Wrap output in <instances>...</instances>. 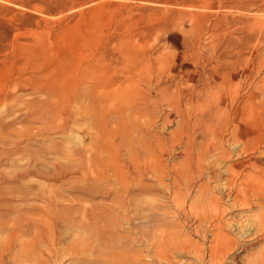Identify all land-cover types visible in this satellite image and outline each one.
Instances as JSON below:
<instances>
[{"label": "rangeland", "instance_id": "obj_1", "mask_svg": "<svg viewBox=\"0 0 264 264\" xmlns=\"http://www.w3.org/2000/svg\"><path fill=\"white\" fill-rule=\"evenodd\" d=\"M136 56L149 61L143 66L150 67L149 114L132 105L139 88L121 73ZM113 74L122 83L105 84ZM236 92L241 99L256 95V101L247 99L250 105L264 104V0H0V264H133L134 250L143 264H158L143 233L163 219L187 235L194 220L184 226L174 214L148 215L142 202L135 205L116 186L100 182L110 157L103 153L104 138H112L107 144L113 143L109 151L118 152L120 166L127 168L131 158L117 148L120 134L103 133L118 124L127 138L150 129L165 143L162 154L151 140L168 170L184 172L181 183L189 177L217 189L210 158L200 178L191 170L212 143L214 97L230 102ZM259 116L263 125L264 109ZM164 196L155 187L149 201ZM258 212L252 208L247 215ZM224 232L247 244L234 229ZM259 248L249 245L238 264L255 262Z\"/></svg>", "mask_w": 264, "mask_h": 264}, {"label": "bare ground", "instance_id": "obj_2", "mask_svg": "<svg viewBox=\"0 0 264 264\" xmlns=\"http://www.w3.org/2000/svg\"><path fill=\"white\" fill-rule=\"evenodd\" d=\"M131 58L132 57H130V59ZM146 61L147 60L145 56H142L141 58L136 56L135 58L133 57L132 60H128L127 63L124 62L126 66L124 69H121V73L123 75L127 74L128 80L130 82H134L135 86L137 85L138 87H136L139 88V93H134L135 91L133 90L134 95L131 97L133 102H131L132 105H134L133 103L140 105L138 107L136 106L140 114H149L152 111L151 108L153 107H150L151 100L149 96V86L151 83L146 76L148 75L147 73H149L150 67L143 69V66H145L144 63H146ZM114 72L116 74V71ZM120 79L122 78L120 77ZM120 79L113 74L111 79L107 80L105 84L115 85L117 83L119 84L120 82L122 83ZM223 79L225 80V78ZM98 86L100 87L101 85ZM90 87H92V85L88 86L89 91L94 89H90ZM126 90L127 93L130 91L128 89ZM214 95L216 96V94ZM231 96L232 97L229 99L230 102H227V98H221L220 100L217 98V96L214 97L216 98V101L214 100L216 106H213L215 107L213 111L211 110V105L209 109L212 111L211 115L213 122L211 121V123H214L213 125L209 123L211 126L209 129L212 133V143L210 144V149H208V146L207 151L204 150L196 155V162L194 164V168L191 170L193 171L192 175H195L196 173L198 178H200L204 171L203 164L210 158L212 161L211 167L213 178L217 179L221 184L218 185L217 189L211 188L204 182L197 184L195 181L196 179H188L189 177H186L184 180L185 182L181 183L179 181V177L181 176L182 178L184 172L179 170V167L177 166H174L172 169L168 170L166 164H164V155H158L156 153V150L152 147L151 140H153L155 146L161 151L160 153H162L163 149L165 150V143L161 138L155 136L156 133L153 135L150 129L145 130V128H142V130L138 128L136 131H132L133 134L130 138H127L124 137L126 133V131H124L125 128L122 129L119 124H116V121L115 124L117 125L116 127H118V129L115 128L116 131L113 132L108 130V132L103 133L106 136L109 135V138L110 134H120L121 136L119 138H122V140L119 144V147L117 146V148H123L126 152H129L131 158L129 159L130 163L127 168L123 167L122 164L121 167L117 158L118 154H116L118 152H113L111 150L109 151V148L113 143L109 147L107 143L109 140L111 141L112 138L106 140L103 137V145H101L103 153L105 155L109 154L110 157L109 160L104 164L103 170L100 173V182L116 186V189H120L123 192V195H128V197L134 201L135 205H138L142 202V205L144 206V209L147 211L148 215L163 214V216H165L174 214L176 217H178L179 222H181L184 226L188 225L190 220H194L190 227V233L187 235L181 233L179 229L180 224L174 222L168 223L163 219H157L152 224L153 230L156 228L160 229L159 234L156 232L153 233L152 229L143 233V236L146 239V246H150V249L153 252L154 260L158 264H181L180 259L182 257L192 259L193 263L191 264H227L229 256H231L232 264H238L239 255L243 252H246V248L249 247V245H254L255 243L258 244L260 248L253 254V256L256 255V257L255 262H252L251 264H264V151H262L264 150V124L261 123L263 125H258V120L261 118L259 116V112L260 109H264V107H261L264 104L262 102L261 106L250 105L249 101H247L248 98H240L239 92H236ZM218 97H220V95H218ZM128 98L126 97L127 100ZM251 98H254L255 101L257 99L256 95H251L248 100H252ZM210 100H213V98ZM120 102L123 101L121 100ZM126 104L127 102L124 104V107ZM105 108L106 106L104 109ZM154 109H156V107ZM124 110H126V107ZM120 111L117 112L120 114ZM158 111L159 110H157V112ZM123 112L125 114V111ZM57 114L60 116L62 115V112L60 111ZM122 115L123 114L120 116ZM125 117H121L120 119H124ZM137 118L140 120L139 117ZM123 119L120 121H123L124 123ZM113 120H115V118ZM144 124L146 125V123ZM125 125H127V127L129 126L128 124ZM148 126L152 127V125ZM103 128L104 127L101 129ZM171 145L173 146V144ZM224 146L233 147V151L226 149L227 147L224 148ZM236 147L239 149H236ZM242 156L244 159H242ZM77 159L79 160L80 158ZM83 160L84 159H82V161ZM93 164L95 165V163ZM180 168L182 167L180 166ZM54 170L57 172L60 171L59 168L55 167ZM109 173H112V175ZM84 175L85 174L83 173V176ZM189 176L191 175L189 174ZM167 179H171L172 183H166ZM84 180H87L86 176H84ZM193 186L198 187L196 195H192L190 192ZM155 187L160 188L165 193V196L160 200L149 201V196L153 195L155 192ZM116 189V194H118L119 191ZM11 197L14 198L15 196ZM22 197L24 196L21 195V198ZM141 197H143L144 200ZM10 201L12 202L13 200H11L10 197H7V202ZM252 208L259 209L260 213L258 212V215L252 216L247 215V213L250 212ZM14 209H17V206L9 208V210L12 212ZM234 212L239 213V216H235L236 214L234 215ZM146 218V221L148 222L150 216ZM230 228L238 232L239 236L243 241L247 242V244H240L233 236H228L225 234L224 231H228ZM14 230L17 235L19 232L17 229ZM134 233L135 236L139 233V230L136 227ZM208 234L209 238L207 237ZM9 240L13 241L15 239L12 236H9ZM134 242L135 245L138 243L136 237L134 238ZM21 248L23 249L22 245ZM1 259L2 256H0V261ZM132 260L133 264H143L142 256L138 250L133 251Z\"/></svg>", "mask_w": 264, "mask_h": 264}]
</instances>
